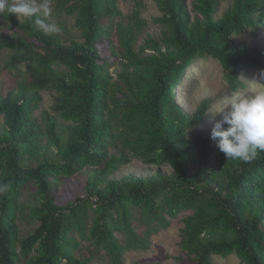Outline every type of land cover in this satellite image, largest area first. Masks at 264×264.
<instances>
[{
  "label": "trees",
  "instance_id": "1",
  "mask_svg": "<svg viewBox=\"0 0 264 264\" xmlns=\"http://www.w3.org/2000/svg\"><path fill=\"white\" fill-rule=\"evenodd\" d=\"M221 1L156 0L161 15L153 18V23L161 26L160 36L149 37L138 50L133 46L134 27L144 24L138 7L131 14L132 25L117 23L119 50L129 64L140 65L144 61L140 54L152 50L151 58L145 60L148 71L132 73L125 65L120 74L122 84L112 81L108 73L118 58L109 39L114 27L112 18L121 13L116 0H51L57 10L74 17L79 29L82 41L73 39L69 45L56 41L53 34L39 36L32 20L20 25L11 15L16 28L28 30L41 43L36 47L44 76L31 75L29 82L0 95V116L7 130L4 141L0 139V184L7 185L6 190L0 191V264H22L34 246L37 253L27 261L31 264H86L72 254L75 240L68 231L78 226L83 232L87 201L93 205L92 197L97 198L95 206L99 205L101 218H111L114 211L122 209L126 224L128 204L141 208L161 225L165 224L162 212L192 206L196 211L186 218L178 259L210 264L212 256L234 254L242 264H264V152H258L247 163L225 155L209 157L204 152L193 168L192 150L185 134L202 121L209 101H202L197 111L188 115L173 100L182 72L195 58L216 59L234 90L246 88L240 75L251 67L264 78V49L238 46L235 41L245 29L255 33L264 28V0H233L231 7L216 19L214 14ZM33 59L30 54L27 60ZM52 64L64 69L55 71ZM133 74L135 79L131 80ZM49 87L60 92L57 101L64 118H76L79 124L72 129V139L65 148H59L57 163L22 168L23 150L34 136L32 112L40 104V90ZM116 92L125 96L128 110L124 124L132 139L126 141L127 148L146 164H169L174 173L167 176L158 172L147 178L130 176L127 181L107 179L131 159L113 141L106 117ZM138 116L148 120L145 127L135 125ZM49 135L59 147L53 129ZM86 167L95 168L88 197L66 207L54 204V186L60 178ZM219 168L227 179L225 185L202 190L196 187L197 175ZM31 181L38 182L44 194L40 208L43 213L33 235L19 243L15 219L21 194ZM104 181L107 184L102 188ZM202 202L211 203L218 210L206 211ZM80 213L84 217L78 221L76 216ZM92 235L98 243L115 250L116 260L120 261V246L105 221L96 225ZM133 242L139 245L141 241L133 236Z\"/></svg>",
  "mask_w": 264,
  "mask_h": 264
},
{
  "label": "rangeland",
  "instance_id": "2",
  "mask_svg": "<svg viewBox=\"0 0 264 264\" xmlns=\"http://www.w3.org/2000/svg\"><path fill=\"white\" fill-rule=\"evenodd\" d=\"M189 1V0H188ZM233 0H222L217 12L214 14L216 19L220 18L227 8H230ZM137 3H139L137 5ZM116 5L121 13L113 16L114 27L109 39L117 52V61L112 63L108 68V73L112 81H119L122 84L120 74L128 65L129 72H147L148 67L145 62L150 59L152 50L146 49L140 55L144 60L140 65L129 64L125 56L121 55L117 37V23L128 26L134 23L131 14L138 7L139 17L144 24L137 28L134 27L135 43L134 50H138L144 45L149 37H159L161 26L153 23V18L161 15L156 0H116ZM53 14L49 22H54L60 28V31L54 35L56 41L61 44L69 45L76 39L80 38L79 29L75 26L74 17L66 15L63 11L55 8L51 3ZM11 15L7 12L0 14V95L15 88L20 83H27L34 75L43 77L44 69L39 67L37 54L40 50L36 46L41 43L31 36L28 30L16 28L11 22ZM16 17V16H15ZM16 20L20 25H24L27 19L21 18ZM34 31L39 36H47L35 26ZM238 46H246L251 49H264V28L251 33L245 29L243 35L235 40ZM30 44V46H27ZM32 54L33 61H28ZM15 56V57H14ZM33 66V67H31ZM55 71H62L64 67H57L52 64ZM36 69V70H35ZM40 69L42 71H40ZM241 79L247 84L244 89H232L225 78V72L220 63L214 58H195L189 66L182 72L178 85L174 88V103L177 104L186 114L193 115L200 107L202 101L208 100L202 121L189 128L185 134V140L192 150L191 166L194 168L202 154L207 152L209 157L224 155L217 147L215 142L210 139L211 129L216 121L222 118L221 114L213 115L211 111L217 110L226 104L228 98L234 93L254 94L257 91L264 90V78L259 71L251 67L242 71ZM54 78V76H53ZM135 79L133 74L131 80ZM132 89L138 93L137 88L133 85ZM142 92L145 91L142 89ZM41 101L37 109L33 110L32 116L35 118L33 124L34 136L30 143L25 146L23 156L20 160L22 168L35 167L41 163H57L59 161V148H65L72 139L71 131L78 124L76 118H64L63 109L58 107L57 97L60 92L55 87L44 88L40 90ZM125 96L119 92L115 93V102L111 100L109 113L106 114L110 127L113 131V141L118 145L119 150L131 156L130 162L121 165L118 170L107 176L108 180L127 181L128 177L147 178L156 173L162 175H171L174 169L169 164L149 165L140 157L136 156L131 148H127L126 141L131 140L129 127L124 124V117L128 110L124 102ZM145 116H138L135 125L145 127L148 120ZM225 128L228 125H224ZM53 129L54 135L59 140V147L54 139L49 135V130ZM7 135L6 124L0 116V139ZM4 139L2 140V142ZM112 139L110 144H112ZM24 146V145H23ZM217 164L215 165V167ZM94 167H86L82 171L71 175L61 177L58 185L54 186V204L61 207L72 205L80 198L88 197L89 189L92 185V174ZM216 180H215V179ZM217 183V184H216ZM227 183L226 177L218 170H208L199 174L195 178L196 187L200 190L206 187L222 186ZM107 181H104L100 187H104ZM38 182L31 181L24 188L19 200V213L16 216L17 239L20 243L22 239L33 235L35 232L40 216V211L44 199ZM92 201V200H91ZM201 207L206 211H217L218 209L211 203L202 202ZM96 207V208H95ZM99 205L93 206L87 201L85 211V221L83 222V232L78 226L68 231V236L75 240L73 243L72 254L80 261L86 264H196L186 259H178L181 247L183 231L186 227V218L192 216L196 209L192 206H183L178 210L170 213L168 210L162 212L165 218V224L161 225L155 218L148 217L141 208L128 204L126 211L129 216L126 221L122 215V209H117L112 213V217L101 218ZM84 217L82 213L76 216L79 221ZM105 221L108 229L112 232V237L116 244L120 246V261L116 258L118 254L115 250L109 249L105 244L98 243L96 237L92 235V230L97 224ZM128 227V228H127ZM133 236L141 242H133ZM37 252L35 246L27 256V261ZM26 260L22 264H31ZM210 264H242L234 255L226 257L212 256Z\"/></svg>",
  "mask_w": 264,
  "mask_h": 264
},
{
  "label": "clouds",
  "instance_id": "3",
  "mask_svg": "<svg viewBox=\"0 0 264 264\" xmlns=\"http://www.w3.org/2000/svg\"><path fill=\"white\" fill-rule=\"evenodd\" d=\"M4 12L32 20L46 35L60 31L56 23L49 22L53 14L51 0H0V14ZM210 112L213 117L222 116L213 125L210 139L227 159L247 163L258 152H264V90L254 94L234 93L226 104ZM6 188V184H0V191Z\"/></svg>",
  "mask_w": 264,
  "mask_h": 264
},
{
  "label": "built area",
  "instance_id": "4",
  "mask_svg": "<svg viewBox=\"0 0 264 264\" xmlns=\"http://www.w3.org/2000/svg\"><path fill=\"white\" fill-rule=\"evenodd\" d=\"M91 200L93 202V206H95V204L97 203V198L96 197H92Z\"/></svg>",
  "mask_w": 264,
  "mask_h": 264
}]
</instances>
